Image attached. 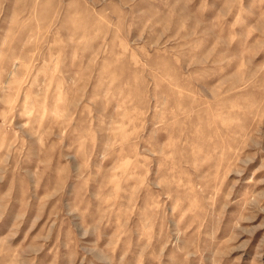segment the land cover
Masks as SVG:
<instances>
[{
    "label": "clouds",
    "instance_id": "obj_1",
    "mask_svg": "<svg viewBox=\"0 0 264 264\" xmlns=\"http://www.w3.org/2000/svg\"><path fill=\"white\" fill-rule=\"evenodd\" d=\"M8 2L0 184L18 177L52 213L15 243L18 217L0 264H37L53 239L69 264H223L240 185L244 211L264 204V0H14L6 16ZM16 191L0 195V222Z\"/></svg>",
    "mask_w": 264,
    "mask_h": 264
},
{
    "label": "rangeland",
    "instance_id": "obj_2",
    "mask_svg": "<svg viewBox=\"0 0 264 264\" xmlns=\"http://www.w3.org/2000/svg\"><path fill=\"white\" fill-rule=\"evenodd\" d=\"M251 0H246V4ZM162 7V5H156ZM14 7V0H9L6 5V16L12 11ZM99 7V6H98ZM264 11V4H259L257 9ZM211 15V13H209ZM2 26V25H0ZM255 63L257 65L264 64V52H261L256 58ZM19 122V121H17ZM33 152L38 156V148H33ZM35 160L26 164L27 167H34ZM260 161L253 164L249 169V175L258 167ZM54 180V176H53ZM16 185V194L13 201L10 203L7 211V215L4 220L0 222V237H6L11 235V229L18 217H22L20 222L23 226L20 229V234L17 237L15 243L27 240L31 241L37 237L43 229L49 224V217L52 213V206H43L41 201L32 199L31 194L28 196V202H26L25 192L20 184L18 177L8 175L4 184H0V195L7 191L9 185ZM69 194L64 197V202L71 203L75 199L77 190L79 189V182L75 177L70 179ZM246 184H241L238 189V195L234 197L235 203H232L228 208L227 215L222 217V224L219 227V238L223 239L225 236L230 235L233 231L237 236L235 248L227 258L223 261V264H264V204L259 207H250L247 211L243 210V197L244 192L247 189ZM95 188V183L93 184ZM43 195V189L40 192ZM264 200V193L259 197ZM238 224L239 227H235ZM57 232L60 236L61 243L63 245L68 244V225L65 224L62 227L57 225ZM56 244L55 239L46 247L37 260V264H52L54 257L59 256L57 264H69L67 259L69 250L67 247L57 246L58 251H53V246ZM75 247V245H73Z\"/></svg>",
    "mask_w": 264,
    "mask_h": 264
}]
</instances>
